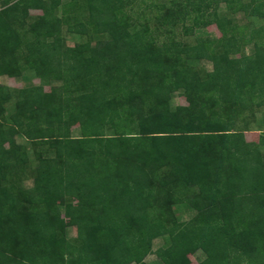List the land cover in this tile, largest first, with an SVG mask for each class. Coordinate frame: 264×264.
Wrapping results in <instances>:
<instances>
[{
    "label": "trees",
    "instance_id": "trees-1",
    "mask_svg": "<svg viewBox=\"0 0 264 264\" xmlns=\"http://www.w3.org/2000/svg\"><path fill=\"white\" fill-rule=\"evenodd\" d=\"M4 3L0 76L33 70L41 84H0V264H146L151 253L191 264L200 249V264H228L264 251V127L251 128L264 111V22L228 16L264 19V0H170L154 4L155 28L137 15L138 29L137 0ZM32 9L42 14L30 22ZM211 24L221 37L175 35ZM64 28L87 40L68 45ZM179 90L190 102L172 107ZM256 129L259 141H248ZM20 133L53 149L37 154L31 188L19 180L31 167ZM181 183L197 192L182 196ZM181 201L196 210L185 222L173 208ZM164 236L169 245L154 250Z\"/></svg>",
    "mask_w": 264,
    "mask_h": 264
},
{
    "label": "rangeland",
    "instance_id": "rangeland-1",
    "mask_svg": "<svg viewBox=\"0 0 264 264\" xmlns=\"http://www.w3.org/2000/svg\"><path fill=\"white\" fill-rule=\"evenodd\" d=\"M64 2L69 1V0H63ZM170 0H137V4L134 5L130 11L131 14L134 16V18L137 15H140L142 17H147L150 19V26L152 28H155L157 26V15L160 14V11H158V8L154 6V4H160L164 2H169ZM5 0H0V10L4 8L5 6ZM220 10L224 13V11H227V5L225 3L220 4ZM30 18L29 21L32 22L33 19H35L38 15L42 14V10L39 9H32L30 10ZM58 14H61V8L58 9ZM233 20L240 24V25H246L249 27H254L258 26L261 23L264 22V19L260 16H253L246 14L244 11H238L236 13H232L229 15ZM135 22L132 25L133 29H138L140 26V22L143 20L140 19L138 21L136 18L134 19ZM180 30V29H179ZM249 28L246 29V32L249 33ZM64 38L66 40V43L70 46L75 45L78 42L86 41L87 37L86 36H81L79 34L71 33L67 30V28H64ZM163 35V34H162ZM177 38H181L183 41L187 42L188 44H193L195 40L200 37V36H209L213 39H217L222 36V33L218 26L216 24H211L207 27L199 28L195 31L194 35H179L175 33ZM161 41L163 40V36L160 37ZM94 44V43H93ZM243 51L246 53H252L253 52V45L252 44H247L243 47ZM200 69L208 70L211 71L213 69V64L211 61L207 59H203L198 61L197 65ZM0 84L9 86L11 89L16 90L24 87H29V86H35V85H40V79L35 75V72L33 70H24L22 74L15 78L11 77L9 75H2L0 76ZM52 84L55 86H58L61 84V81H52ZM51 85V86H53ZM46 90L50 89V86L45 87ZM16 92L13 91V98L12 101L7 104L8 108V113L12 112L14 110V103L16 99ZM171 105L172 107H176L178 105H187L189 104L190 100L188 97L183 95V91L179 90L178 92L174 93L172 95L171 99ZM256 124H252V129L257 128L259 126L264 127V111L259 112L257 115L256 119ZM263 124V125H262ZM259 125V126H258ZM257 130V129H256ZM256 130H251V131H256ZM71 134L74 137L81 136L80 132V126L78 124H74L71 127ZM254 134V133H253ZM252 136V134H249V137ZM16 142L18 144L24 145L27 148L28 156L30 158V164L31 167L23 173V175L19 178L20 182L26 187V188H31L34 185V178L36 175V167L39 164V160L37 157V154L39 152H42L46 155L50 154L53 149L49 148V146L44 145L40 142H30L22 133L16 135ZM264 151V149H263ZM182 193V196L185 194H194L197 192V186L194 187H187L183 185L182 183L180 184L179 191ZM77 202V201H76ZM251 202V201H249ZM253 202V200H252ZM251 202V203H252ZM64 203L60 202L59 206L61 207L63 211V206ZM251 204H249V207ZM255 208L257 206V202L254 201L253 205ZM174 211L176 213V217L180 221H188L192 219L196 213V210L191 207V205H188L186 201H181L179 203L173 204ZM256 219V217H254ZM78 234L77 227L73 225L70 221H66V235L68 239H74ZM170 243L169 236H164V237H158L153 241V249L157 250L159 248H166ZM259 247L261 248V243L259 244ZM248 248V246H247ZM261 251L262 248H261ZM253 252V251H252ZM264 252V251H263ZM263 252H256L251 253L248 257L245 255H240L242 251L238 252V255L235 258L234 256L229 259L228 264H264V254ZM240 255V256H239ZM206 253L200 249L196 251V253L190 255L191 259V264H200L205 258H206ZM146 264H164L163 260L159 258V256L155 253H151L146 256L145 258ZM227 264V263H226Z\"/></svg>",
    "mask_w": 264,
    "mask_h": 264
},
{
    "label": "crops",
    "instance_id": "crops-1",
    "mask_svg": "<svg viewBox=\"0 0 264 264\" xmlns=\"http://www.w3.org/2000/svg\"><path fill=\"white\" fill-rule=\"evenodd\" d=\"M249 134H252V136L249 137ZM246 136H247L248 141L258 142L259 139H260L259 138L260 137V132L258 130H256V131H248V132H246Z\"/></svg>",
    "mask_w": 264,
    "mask_h": 264
}]
</instances>
